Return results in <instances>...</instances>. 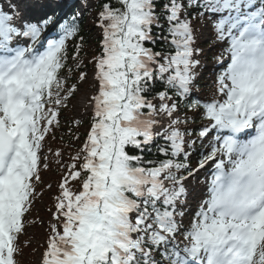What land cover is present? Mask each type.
<instances>
[{"label": "trees", "instance_id": "obj_1", "mask_svg": "<svg viewBox=\"0 0 264 264\" xmlns=\"http://www.w3.org/2000/svg\"><path fill=\"white\" fill-rule=\"evenodd\" d=\"M96 3L95 12L100 17V24L102 25L107 18L111 15L115 16L114 23L110 27H106L110 31L111 37L107 40H103L98 46L90 47L88 49L89 38L84 33V29L81 26V21L69 19L64 23L66 31H71V44L64 51L61 59L59 60L56 72L53 77V84L50 86V93L47 95V104L50 107L47 114L51 119L52 124L48 125V133H51L53 128L59 129V137L61 142V149L57 152H53L49 159L48 165L53 171V179L60 186L63 181L68 178L69 172L74 170L79 165L77 156L69 157L68 162L64 164L60 161V155L66 154L71 149L73 141L77 138V128L73 126V123L68 121L62 115L65 104L67 106V99L72 97V89L76 86V81L86 71L85 61L88 55H93L94 58L101 59V67L107 69V73L111 75V81L120 88V94L124 95L123 81L121 76L111 74L117 67L121 66V57H118L116 51L120 49V43L118 42L119 34L124 32L125 41L128 45V50L133 53H141L145 50H152L156 53L175 54L177 53L176 43L182 40L183 33L178 28H183L182 23L171 22L168 18L169 9L176 4H183L184 0H130L128 8L125 4H122L120 0H93ZM187 7V15L185 19L192 20L197 17V13L193 12V9ZM121 19L120 22L118 20ZM151 20V21H150ZM182 34V35H181ZM113 44L114 47H113ZM97 46V45H96ZM87 48V49H86ZM115 49V50H114ZM125 63V65H124ZM123 69L129 73L130 76V91L128 98L127 111H135L138 113L146 112L152 101V99L161 94H174L178 103L182 105L185 112L189 111L190 106L197 107V103H187L178 99L177 90L170 84L169 80H166L159 74H149L144 69L139 68L137 64L131 60H123ZM195 88L199 87V82H192ZM118 88V89H119ZM128 112H125L126 118ZM98 121V119H96ZM62 124V125H61ZM122 139L121 143L124 146L122 155L118 158V162L122 165H126L131 168L152 169L166 166L171 161L176 162L177 170L183 169L185 164V157L175 158L173 155L171 143L166 138H161L155 146L147 147L139 139L138 132L133 129L130 123H127L121 130ZM92 174L98 178L100 176L99 171L95 170ZM86 173H81L80 177L85 176ZM56 188V186H54ZM120 190L131 197H133L120 187ZM167 192L172 194L174 200H178V194L168 189ZM100 196L99 192H95L91 198V202L97 201ZM165 198H159L158 200H151V204L143 205L139 211L140 214L147 216L152 212L156 220L164 212ZM108 202L105 200L103 209V231L99 233L104 239L105 245L108 244V238L115 240L110 235L111 231L116 230L115 225L121 224L122 219L113 210H108ZM111 213L114 215L111 217ZM136 226H138L135 223ZM146 231V228L144 229ZM103 245V246H105ZM104 249H100L103 251ZM152 251V248L149 249ZM105 252V251H104ZM161 255V253H159ZM173 253H165L160 258L166 262L173 263ZM79 262L83 257H78ZM99 259H95V264H113V257L111 256H98ZM65 260H71L66 258ZM107 261L106 263H104ZM134 264H138L134 262Z\"/></svg>", "mask_w": 264, "mask_h": 264}, {"label": "rangeland", "instance_id": "obj_2", "mask_svg": "<svg viewBox=\"0 0 264 264\" xmlns=\"http://www.w3.org/2000/svg\"><path fill=\"white\" fill-rule=\"evenodd\" d=\"M64 2H66L65 0H62ZM67 3V2H66ZM242 2L240 0H236L235 4L237 6H239ZM59 4V3H58ZM62 5V4H60ZM5 4H4V8H5ZM2 13H5L7 15H9V13L15 14L16 12H8L7 10H4V12L0 11V17ZM26 19V24L28 27V37L23 41V47H27L29 41L32 40L33 36L32 34H30L32 31L31 29L33 27H35L37 33L41 32L40 29V24L37 21H35L34 19H32L29 16H25ZM226 21V20H225ZM10 22H12L10 20ZM223 24L220 25L221 30H225V28H227V26H231V25H227L228 21L226 22H222ZM227 25V26H226ZM96 33L95 36H98V34L100 33L99 29L94 31ZM209 29L207 28V25L204 22H197L195 24H193L189 30V34L191 35V40L188 42V56L186 58H183V56L178 57V59H176L177 63H182V64H195L196 60L199 56V51L201 49L202 44L205 41H208V38L210 37L209 34ZM237 33V31H235L234 33H232L231 29H228L227 31V36L228 38L226 40L223 41L224 46H228L231 45L235 34ZM48 45H44V47H51V43ZM17 59H21V58H17ZM228 61V60H226ZM225 64V63H224ZM232 64H236L235 61H232ZM156 66V58L155 56H153L152 60H151V67H155ZM201 67V65H199ZM197 65V67H199ZM207 66V64L205 65ZM226 67V69L228 68V66L224 65ZM230 71V69H229ZM225 83V88L222 90V98H221V102L219 107L216 109V111L218 112V109H220V111H222V107H227L229 108V106H231V102H234L235 100V91L233 89V87L228 83V80L225 79L224 80ZM79 85H81V88L79 90V92L77 93L76 99L74 100L73 104H72V116L79 122H81L83 124V133L84 134H88L86 132L87 129V119L89 118L88 116L91 114V110L93 109V104L96 102V100L99 97V93H100V86H99V79L97 77H95V73L94 72H90L87 80L84 82H81ZM226 100V101H225ZM224 102H227L226 104H224ZM115 106H119V104H117L116 101H114ZM215 120V119H214ZM214 123V122H213ZM213 123L211 125H213ZM29 130V129H28ZM26 135H27V127H26V131H25ZM87 138L84 140V145L79 144V146H84V150L87 148L88 143L91 141V136L90 135H86ZM87 144V146H86ZM180 148H182V146H180ZM219 150L221 151L222 148L219 147ZM230 156L223 154L220 155L217 159L213 158L210 160L208 166L203 170L206 171L207 169L213 170L214 167H217L216 165L220 166L221 164H230ZM86 166H89V159L86 160ZM196 165L193 167L195 168ZM170 168L162 170V171H155L152 172L150 175H152V178H154L153 182H151L149 180V178H143V183L140 189H139V193H141L140 197L141 199H144V195L145 192L149 189L152 188L154 190V193H158L160 191H162L163 187L165 186L166 182L165 179L167 177L168 171ZM199 168H195V170L190 174L189 177H187L185 179V184L183 186V192L189 197V198H197L202 192H204L205 190H201V189H197L195 187L196 185V180L200 179L202 171H199ZM199 171V172H198ZM119 177V176H118ZM85 188V184L82 185V187L76 192L75 196L79 195V192L82 191ZM206 186L202 187V189H205ZM207 191L208 188H207ZM210 192V191H209ZM138 207V205H137ZM134 210L130 211V214L133 215ZM210 212H208L207 208L204 207L202 209V215L203 218L201 219L200 225L198 227V229L196 230L197 234H196V238L197 241H195L196 246H200L203 244V241L200 240V236L201 233H205V235L209 236L210 235V231L211 233H214L215 230H213L212 228L208 227V221L207 218H212L210 215ZM209 215L207 218L205 216ZM212 215V214H211ZM2 211H0V219H2ZM30 217V216H29ZM26 219H28V217H26ZM50 224L52 227H55L57 234H53L52 238L49 239L48 234L52 233V230L49 228H42V225L45 224ZM72 225V220L70 215L67 213L66 209H55L51 212H49V214H46L45 217L43 219H41L39 221V225L36 226L33 230L29 229L26 232V237L32 239V245H33V249L36 251V254L34 256L35 261H33V264H44V258H43V254L42 251L40 250V246L42 247H52V246H56L59 247L61 245V241H60V237L63 235L64 231L69 229V227ZM41 226V227H40ZM43 229V230H42ZM45 230L48 231V233H45ZM127 232V233H126ZM123 233H126L124 236L121 237V241L125 242V246H126V240L130 239V241L128 242L127 246L125 247L126 250H139L140 248V244H139V235L136 233L135 230L133 229H126L123 231ZM197 235L199 237H197ZM53 239V241H52ZM34 240V241H33ZM195 246V247H196ZM18 249L20 250V246H18ZM39 249V250H38ZM124 251L122 247L120 246H115L114 247V252L116 254H119L120 256L124 254L121 253L122 251ZM193 249V248H192ZM124 257V256H123ZM125 258V257H124ZM36 259H41V262H38V260L36 261ZM256 263L257 264H264V234L262 236V240L259 244V247L257 249V256H256Z\"/></svg>", "mask_w": 264, "mask_h": 264}, {"label": "bare ground", "instance_id": "obj_3", "mask_svg": "<svg viewBox=\"0 0 264 264\" xmlns=\"http://www.w3.org/2000/svg\"><path fill=\"white\" fill-rule=\"evenodd\" d=\"M25 24V23H24ZM260 161V164H261V166L263 167V162H262V160H259ZM262 171L261 170H259V173H261ZM71 220H72V222L74 221V218H71ZM181 250H179V252H180ZM192 255L193 256H195V253H192ZM238 258H240V257H238Z\"/></svg>", "mask_w": 264, "mask_h": 264}]
</instances>
